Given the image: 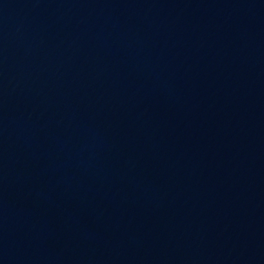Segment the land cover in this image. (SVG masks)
<instances>
[{
	"label": "water",
	"instance_id": "obj_1",
	"mask_svg": "<svg viewBox=\"0 0 264 264\" xmlns=\"http://www.w3.org/2000/svg\"><path fill=\"white\" fill-rule=\"evenodd\" d=\"M0 264H264V0H0Z\"/></svg>",
	"mask_w": 264,
	"mask_h": 264
}]
</instances>
